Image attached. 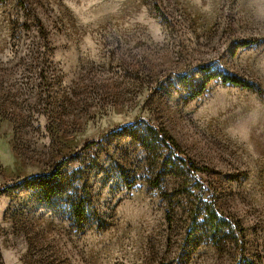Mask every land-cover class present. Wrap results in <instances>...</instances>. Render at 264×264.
<instances>
[{
  "label": "rangeland",
  "instance_id": "obj_1",
  "mask_svg": "<svg viewBox=\"0 0 264 264\" xmlns=\"http://www.w3.org/2000/svg\"><path fill=\"white\" fill-rule=\"evenodd\" d=\"M2 188L0 264H264V0H0ZM208 208L239 237L215 245Z\"/></svg>",
  "mask_w": 264,
  "mask_h": 264
},
{
  "label": "trees",
  "instance_id": "obj_2",
  "mask_svg": "<svg viewBox=\"0 0 264 264\" xmlns=\"http://www.w3.org/2000/svg\"><path fill=\"white\" fill-rule=\"evenodd\" d=\"M6 1V0H2ZM250 41H245L242 43V45L246 46L250 44ZM203 72V75L205 76L206 80L203 84L198 83V81H195L193 77H189L186 75H181L180 80L185 86H190L192 87L195 92L194 95L198 96L202 94L206 88V85L208 82L216 78L218 75L214 74L211 70L210 67H204L201 69ZM223 81L225 82H230L233 85L243 87V88H254L253 85L245 80L242 79L238 76H230V75H225L222 76ZM200 87V88H198ZM255 91L258 92L259 94H263V90L259 88H255ZM131 136L137 140L142 147H144L146 150L149 152L154 153L155 151L160 149V142L161 140V135L159 130L151 125L147 126H142L139 127L134 131V133L131 134ZM174 142V141H173ZM75 157L77 155H74ZM171 157V155H168ZM65 166V160L61 161L59 164H57L52 173L49 175V177L45 176H39V177H33V178H25V179H20L12 185H10L8 188H14V187H21V186H31L37 183L38 185H35L34 188L40 187V188H51V183L52 182H57L61 180L63 177V168ZM57 186L58 185H54ZM63 188L60 186L58 187L57 190L52 191L54 195H57L58 198H67L68 203H69V213H70V218L71 221L79 228H83L85 222L88 221V219L91 216H94L93 209L91 207V201L90 198H92V195L90 193V190L86 191L84 189V194L85 198L81 197L77 193V183L75 182H64L63 183ZM159 186V185H156ZM4 188L0 189V192H2ZM72 190V191H71ZM71 191V192H69ZM71 194V195H69ZM73 194V195H72ZM90 201V202H88ZM204 225H208L209 231L211 233V238L212 241L214 242L215 245L219 246V241L221 240L222 235H227V237L230 236H235L234 238L239 237L238 230L239 229H234L232 226V223L219 215L214 209L208 208V210L204 214ZM241 234H243L242 228L240 229Z\"/></svg>",
  "mask_w": 264,
  "mask_h": 264
}]
</instances>
